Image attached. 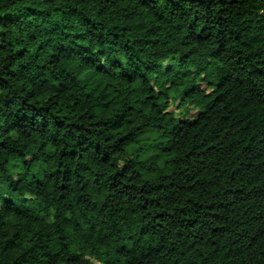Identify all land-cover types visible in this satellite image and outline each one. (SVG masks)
<instances>
[{
    "label": "clouds",
    "instance_id": "9594fccd",
    "mask_svg": "<svg viewBox=\"0 0 264 264\" xmlns=\"http://www.w3.org/2000/svg\"><path fill=\"white\" fill-rule=\"evenodd\" d=\"M0 264H264V0H0Z\"/></svg>",
    "mask_w": 264,
    "mask_h": 264
}]
</instances>
